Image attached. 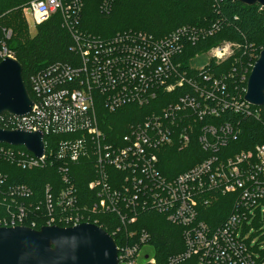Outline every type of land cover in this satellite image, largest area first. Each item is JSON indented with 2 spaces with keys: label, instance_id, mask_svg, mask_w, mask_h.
<instances>
[{
  "label": "built area",
  "instance_id": "built-area-1",
  "mask_svg": "<svg viewBox=\"0 0 264 264\" xmlns=\"http://www.w3.org/2000/svg\"><path fill=\"white\" fill-rule=\"evenodd\" d=\"M96 1L101 12L109 14L116 0ZM86 2L30 0L24 8L25 18L31 14L36 29L59 14L73 45L68 61L50 64L30 77L31 115L10 116L7 122L11 131L42 133L45 153L37 159L23 147L0 145V158L17 159L20 167L29 170L52 167L55 178L38 201L30 202L33 214L18 206L0 228L37 230L38 224L72 228L85 223L102 228L99 216H113L106 225L108 234L120 241V264H155L145 251L150 234L134 228L140 215L150 211L183 230L185 250L170 264L191 259L197 264H264V145L220 158V145L236 139L237 131L229 123L199 130L190 118L218 119L229 110L246 115L253 106L245 98L238 102L224 96L221 92L226 90L218 85L195 88L194 96L187 94L178 102L161 103V95L183 86L181 78L178 85L172 82L181 68L176 58L183 51L180 39L187 30L163 39L137 31L94 36L80 28ZM4 37L10 40L12 31H5ZM210 51L214 53L210 60L219 63L232 54V45ZM6 58L15 59L3 43L0 59ZM163 104L160 112L133 122L118 139L101 127L103 110L159 109ZM0 119L6 122L3 116ZM196 132L198 143L211 156L172 179L164 176L165 150H187ZM82 163L93 177L87 183L93 193L89 206L80 203L73 175L74 167ZM3 184L0 177V187ZM11 195L31 199L23 187L14 188ZM215 208L219 216L211 214Z\"/></svg>",
  "mask_w": 264,
  "mask_h": 264
},
{
  "label": "trees",
  "instance_id": "trees-1",
  "mask_svg": "<svg viewBox=\"0 0 264 264\" xmlns=\"http://www.w3.org/2000/svg\"><path fill=\"white\" fill-rule=\"evenodd\" d=\"M29 2L30 0H0V50L5 43L22 65L24 81L31 93L30 77L50 64L68 61L73 43L70 33L62 27L59 14L38 26L36 34L31 36L24 16V8ZM80 28L102 38L120 32L137 31L158 39L186 29L187 33L180 39L183 51L176 58V63L181 68L173 76L172 82L178 85L177 81L181 78L183 86H177L173 94L161 95V103L178 102L180 97L187 94L194 96L195 88L209 89L216 85L221 91L226 90L221 92L224 96L229 94L230 98L235 97L238 102H244L251 71L264 51V8L259 5L245 6L228 0H116L109 14L101 12L96 0H87ZM7 30L12 31V37L8 41L4 37ZM226 44L232 45V54L228 58L219 63L212 59L202 69L191 68L190 59ZM163 106L164 104L159 109L154 106H127L115 113L103 110L100 124L115 140L126 134V128L130 124L160 112ZM251 112L245 115L229 110L218 119L206 118L203 121L195 116L190 118L198 123L199 130L200 126L205 125H232L238 137L230 138L225 146L221 144L217 154L220 158H227L242 151L254 150L257 145H264V107H252ZM3 118L6 122L0 119V128L11 131L12 127L7 122L12 118L8 115ZM197 133L187 150L179 151L176 147L165 150L166 154L161 157L164 176L172 179L211 156L212 153L204 152L198 143ZM88 169L82 163L73 170L79 188L77 193L80 203L87 206L93 194L87 187V183L93 178ZM0 177L4 182L0 187V226L1 222L10 216V211L16 210L18 206H24L33 214L30 202L38 201L44 193V188L52 184L55 178L52 167L29 170L20 167L17 159L13 161L6 158H0ZM17 187L29 190L31 199L26 196H12L11 191ZM224 199L226 198L221 200ZM211 214L219 216L220 212L215 208ZM99 218V226L110 234L111 230L106 223L112 222L114 217ZM41 225L38 224L36 229L43 228ZM135 225V229L150 234L147 254L156 260L155 264H170L172 257L185 250L182 228L168 222L165 216L150 211L144 212ZM120 236L121 233L118 237ZM114 240L117 246H120L119 239ZM179 264L197 262L191 259Z\"/></svg>",
  "mask_w": 264,
  "mask_h": 264
},
{
  "label": "water",
  "instance_id": "water-1",
  "mask_svg": "<svg viewBox=\"0 0 264 264\" xmlns=\"http://www.w3.org/2000/svg\"><path fill=\"white\" fill-rule=\"evenodd\" d=\"M245 6L264 0H228ZM250 106L264 107V51L253 66L245 96ZM33 101L24 81L23 67L16 60L0 62V117L24 118L31 115ZM0 145L23 147L40 159L45 153L42 133L0 128ZM145 259H148L146 257ZM0 264H120L115 240L102 228L81 224L34 230L28 227L0 228Z\"/></svg>",
  "mask_w": 264,
  "mask_h": 264
},
{
  "label": "rangeland",
  "instance_id": "rangeland-1",
  "mask_svg": "<svg viewBox=\"0 0 264 264\" xmlns=\"http://www.w3.org/2000/svg\"><path fill=\"white\" fill-rule=\"evenodd\" d=\"M26 18L29 24V32L31 36H34L36 34V27L33 21V17L31 14H26ZM214 56L213 51L210 52H203L199 55H197L196 57L190 59V66L191 68L194 69H202L204 68L208 63H210V59ZM261 243L264 244V241H262ZM149 251V247H145V251Z\"/></svg>",
  "mask_w": 264,
  "mask_h": 264
}]
</instances>
